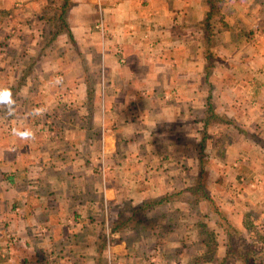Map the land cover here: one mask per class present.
<instances>
[{
    "label": "crops",
    "instance_id": "crops-1",
    "mask_svg": "<svg viewBox=\"0 0 264 264\" xmlns=\"http://www.w3.org/2000/svg\"><path fill=\"white\" fill-rule=\"evenodd\" d=\"M219 3L232 16L222 7L206 27L207 0H0V264H96V215L105 227L108 203L192 186L203 131L205 167L235 151V227L264 230V29L242 14L264 0ZM55 16L67 29L52 39ZM89 68L103 69L102 88ZM16 92L24 107H10ZM222 131L235 142L215 152ZM191 205L145 219L147 238L164 242L150 227L174 225L173 212L186 223Z\"/></svg>",
    "mask_w": 264,
    "mask_h": 264
},
{
    "label": "rangeland",
    "instance_id": "rangeland-1",
    "mask_svg": "<svg viewBox=\"0 0 264 264\" xmlns=\"http://www.w3.org/2000/svg\"><path fill=\"white\" fill-rule=\"evenodd\" d=\"M215 3L219 7L217 9L218 10L217 12H219V10H221V8L224 7L222 9L225 13L224 16H232L231 13L233 10H231V8H228L229 5L227 4L223 5V3L221 4V3H218L217 1ZM248 5L250 6H244L243 8L244 9V12L242 13L243 17L248 24L254 23L255 21L256 23L255 27H257V29L261 31V29H264V3H262V7L260 6L259 8L254 4H248ZM217 12L216 14H214L215 16L219 15L217 14ZM234 15H235V12L233 13V16ZM217 18L218 17H216L215 19ZM255 18L257 20H255ZM224 21L232 22L233 20L226 18V20ZM245 38L247 39L248 37L245 36ZM223 41L225 43L226 39L223 38ZM238 48L239 47H237L236 51L234 52L235 57H237V55L239 54ZM70 53L71 52H68V55H70ZM94 57H96V54ZM80 59H83V56ZM81 62L83 63V70L87 71V68H85V65H84L86 62H84V60H81ZM229 62L222 63L224 65L223 69L231 71L230 69H228L229 66L231 67V63ZM88 70L90 71L89 73L86 72L88 74V75L86 74L87 77L91 76V78L97 82L96 85H93V86L98 87V89L102 88L104 85L103 84V81H104L103 69L102 68H98V69L89 68ZM10 93H11L10 95H12L13 92H10ZM35 99L36 97H33L32 99L33 104L36 101ZM10 100H11L10 107L13 108V106L15 105L24 107V105L21 103L23 100L21 99V96L18 95V92L14 93L13 96H11ZM29 104H31V102H28L27 105ZM221 134L227 135L228 138H225L224 136H222L216 141L215 152L217 151L221 152L223 150L225 151L223 147L227 145V141L231 142L234 140L235 142V131H231V132L222 131ZM209 149L210 150L208 151V155L209 153L212 152L211 150L214 149L213 145ZM205 168L210 173H212V175H214L213 178L214 177L216 178V176L221 175L222 179L220 181L217 180L216 182L215 181L216 179H213V178H212V181L207 180V182H209L207 188L209 190L211 198L214 201L216 208L219 210L220 213H222V216L224 217V219H226V221L232 227L235 228L236 224L237 225L240 224V215L238 214L237 216H235V151L230 152L226 156H224L222 166H218V164H215L213 160V162L211 163L208 162ZM216 170H220L222 172H219V171L217 172ZM180 183L183 184L181 181ZM180 186L182 185H179V187ZM129 204L130 203H126V204L124 203L117 207L112 204L109 205V203L106 204V207L108 209H113V211L110 212L111 215L109 217H108L109 213H107L106 220L108 221V226L106 225L105 227H103L102 234H104L106 238V245H107L106 255L107 257L109 256L111 259H113L112 264H188V262L191 264V262L188 261L189 259L183 260V258L185 257L186 258L192 257L191 259H193V262H195L196 264L200 263L202 261H199L197 259H199V257L207 251V247L205 246V241H207L209 238L205 233L208 231L212 232L214 235V243L216 245V248H214L213 254H208V256H206L207 259H211V260L208 263L206 262H202V263L203 264H209V263L219 264L222 256L224 255L225 236L221 233L219 227L216 224L217 215L211 210L210 205L203 204L200 206L197 205V207L196 206L193 207L191 205L192 207L190 211L191 217H189L188 221L186 220V223L183 222V219H181V214L179 212H173L171 213V215H173V218L177 220V223L176 222L174 223L175 226L171 224L168 225L167 222H168V219L170 218L166 217L165 222L162 225V227H159V228L150 227L151 228L150 230H152V232L154 233L159 232L160 235L162 236L161 238L162 241H164V242H160L159 245L157 244L155 245V242H152L151 239L147 238V236H150V235H149V228L147 226H144L145 221H146L145 219H142L139 223H134L133 225H131L130 229H127L125 232L121 234L119 233L111 234L110 233V225L114 223V220L117 218L118 212L122 209H125V211H128L130 209L129 206H131ZM166 209H168L167 206H166ZM163 210L164 208L155 210L153 212L152 218L156 219L157 217H159L163 213ZM104 220H105V214L104 216L96 215V223H100L101 227L103 225ZM147 220H149V218ZM188 222H192V224L189 225V228L185 227V225ZM181 223H183L182 226H181ZM246 223L250 224L249 226L251 227L250 229H254V231L257 232L258 235L262 237L263 239V242H261V244L259 245V246H262V250H263L262 253H260L253 262H249V263L250 264H264V230L262 227H260L259 225L260 222L255 223L259 227V228L256 227L257 228L256 229L255 226H253L255 224L253 223L252 219H245V223L243 224V230H242L243 235L247 240L251 242L253 240L251 239L252 235L250 232H253V231L248 232L247 231L248 229L244 228ZM201 225H205L206 230L201 229L200 228ZM189 229L190 231L192 232L194 231L195 234L198 235L197 236L198 241L194 243L193 245L186 246L183 243L168 244V242L166 241V239L170 240L171 242V240L176 241L177 239L182 238L184 233L187 232V230ZM96 233L97 234L95 236L96 238L95 246L98 244L97 236L101 233L100 228L96 229ZM125 234L128 236L130 235V236L125 237ZM157 243H158V240H157ZM174 246L177 249L176 251H175ZM154 247H157V250H155L156 248L153 249ZM199 247H202V250H201L202 254L200 253V255L196 254V251H198ZM96 248L98 249L97 246ZM172 250L174 252H172ZM185 250L186 252H183ZM194 259L196 261H194ZM235 263H236L235 260L232 259L227 264H235ZM85 264H86V261H85ZM98 264H101V262H99Z\"/></svg>",
    "mask_w": 264,
    "mask_h": 264
},
{
    "label": "trees",
    "instance_id": "trees-1",
    "mask_svg": "<svg viewBox=\"0 0 264 264\" xmlns=\"http://www.w3.org/2000/svg\"><path fill=\"white\" fill-rule=\"evenodd\" d=\"M220 2V0H207L210 11L207 14L205 25L208 27V22L211 19V16H213L218 10V6L215 2ZM215 3V4H214ZM64 12V9L63 11ZM59 21V20H58ZM56 16L52 17L50 19H47V22L49 24V33L53 34L52 39L56 38L60 34L61 31L64 30V28L67 29V25H65L64 22H58ZM60 27V31H59ZM212 117V116H210ZM224 122H227L224 120ZM201 140L199 143V146L197 147L198 152V170L196 174L195 181L192 186H187L183 190L179 191L176 194H170L166 195L162 198L149 200L147 202H143L140 205L137 206H130L128 211H125V209H122L118 212L117 218L114 220V223L110 225V233H123L127 229L131 228V225L134 223H139L142 219H152L153 212L157 209L165 208L169 203L176 200L185 201L188 204L192 205H210L211 210L217 215V221L216 224L219 227L221 233L225 236V250L224 255L221 258L219 264H227L229 261L234 259L235 261H239L241 264H250L249 262H253L255 258L262 253V246H259L261 242H263L262 237L258 235L257 232L254 231V229H250V224H245L244 228L248 229L247 231H253L251 233V239L252 242L247 240L244 235L243 231L240 230L237 227H232L226 219L222 216V213L219 212V210L216 208L213 199L210 196L209 190L207 188V172L205 171L204 167L205 164L202 162V158L204 156V147H200L201 144H203L208 138V135L206 132H202ZM203 140V141H202ZM159 218V217H158ZM159 221V220H158ZM201 229H205V225H201ZM103 225L100 227V234L97 236L98 244L96 245L100 251V256H97L96 258V264L101 262V264H107V245H106V238L103 233ZM208 236V240L205 241V246L207 247V251L199 257V261L208 263L211 259H207L206 256L208 254H213L214 248H216V245L214 243V235L212 232H206L205 233ZM253 237V238H252Z\"/></svg>",
    "mask_w": 264,
    "mask_h": 264
},
{
    "label": "built area",
    "instance_id": "built-area-1",
    "mask_svg": "<svg viewBox=\"0 0 264 264\" xmlns=\"http://www.w3.org/2000/svg\"><path fill=\"white\" fill-rule=\"evenodd\" d=\"M112 260H113V259H111L109 256L107 257V263H108V264H112V262H113Z\"/></svg>",
    "mask_w": 264,
    "mask_h": 264
}]
</instances>
